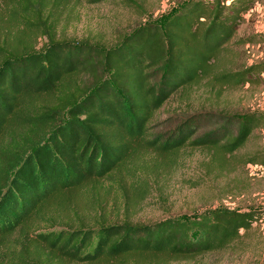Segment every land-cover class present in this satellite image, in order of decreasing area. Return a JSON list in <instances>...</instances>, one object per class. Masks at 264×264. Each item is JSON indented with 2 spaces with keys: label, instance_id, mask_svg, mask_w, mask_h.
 Wrapping results in <instances>:
<instances>
[{
  "label": "trees",
  "instance_id": "obj_1",
  "mask_svg": "<svg viewBox=\"0 0 264 264\" xmlns=\"http://www.w3.org/2000/svg\"><path fill=\"white\" fill-rule=\"evenodd\" d=\"M253 2L187 0L163 25L141 24L113 46L54 37L40 50L0 44V264H150L159 255L218 251L242 238L259 210L222 207L189 219L102 221L51 231L31 226L54 201L110 177L137 142L165 154L184 146L232 154L264 129L261 112H202L147 138L164 100L201 78L264 81L263 63L213 74L217 55ZM78 75L91 77L90 83L78 86ZM44 95L53 103L37 107L35 99ZM247 162L255 163L256 155Z\"/></svg>",
  "mask_w": 264,
  "mask_h": 264
},
{
  "label": "rangeland",
  "instance_id": "obj_2",
  "mask_svg": "<svg viewBox=\"0 0 264 264\" xmlns=\"http://www.w3.org/2000/svg\"><path fill=\"white\" fill-rule=\"evenodd\" d=\"M25 9L0 0V44L8 49L40 50L51 37L68 43L113 46L141 24H164L187 0H30ZM210 1V0H207ZM255 37L259 42H241ZM213 67L217 76L264 64V0L243 13L226 49ZM264 77V73H261ZM91 77L78 75L83 87ZM36 106L52 104L40 96ZM264 113V81L232 84L201 78L166 98L150 123L147 138L167 134L190 115L202 112ZM210 116V115H209ZM256 155V162L247 160ZM264 129L252 132L232 154L217 147L184 146L161 153L137 142L110 177L89 182L46 207L32 229L51 231L107 223H156L189 219L214 208H253L259 219L228 247L193 256L159 255L150 264H264ZM243 231V230H241Z\"/></svg>",
  "mask_w": 264,
  "mask_h": 264
}]
</instances>
